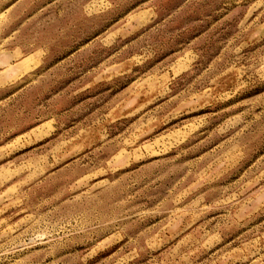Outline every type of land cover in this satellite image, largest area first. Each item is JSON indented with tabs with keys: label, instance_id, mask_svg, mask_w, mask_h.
<instances>
[{
	"label": "rangeland",
	"instance_id": "374dc122",
	"mask_svg": "<svg viewBox=\"0 0 264 264\" xmlns=\"http://www.w3.org/2000/svg\"><path fill=\"white\" fill-rule=\"evenodd\" d=\"M0 264H264V0H0Z\"/></svg>",
	"mask_w": 264,
	"mask_h": 264
}]
</instances>
